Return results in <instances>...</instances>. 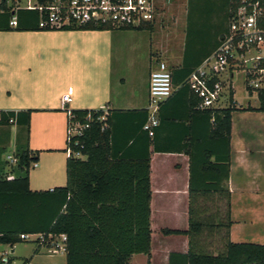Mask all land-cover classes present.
<instances>
[{"label": "crops", "instance_id": "0c3cea01", "mask_svg": "<svg viewBox=\"0 0 264 264\" xmlns=\"http://www.w3.org/2000/svg\"><path fill=\"white\" fill-rule=\"evenodd\" d=\"M226 13L224 3L216 2L213 14L204 19V15L190 14L187 0L185 16L182 24H179L181 33L176 36L174 24L178 21L170 11L167 13L164 10L150 27L138 29L0 30V110H30L27 126L23 123L24 112L18 115V120L13 117V122L0 124V161L3 160L6 147L11 146L13 154L19 148L37 150L36 165L28 173L29 188L51 190L65 184L67 112L62 108L61 97L71 87V101L66 105L68 109L104 108L108 114L114 155L137 158L148 155L150 227L153 219L158 225V215L178 211L186 216V226L183 223V226L171 227L163 221L159 229H186L191 181L193 188L198 190L211 181L219 180L220 185L224 183L223 171L203 168L205 164L200 159L202 151L214 149L223 156L225 150L221 142L208 137V129L202 118L192 115L191 91L188 88L177 90L178 86L173 83V93L161 106L160 118L157 115L159 123L154 134L149 136L143 131L141 125L145 120L148 103L149 73L158 60L165 61L170 70L181 66L190 22L192 25L197 24L196 27L200 22L208 23L204 28L209 30L211 43L214 44L217 34L227 27ZM162 23L166 25L165 28H162ZM13 40L25 41L28 45H14ZM32 40H36L37 44L30 45ZM211 43L205 48L210 47ZM205 50L186 49V63L198 61ZM241 108L239 106L237 110ZM234 111L231 112L229 134L227 193L221 190L192 192L197 197L210 199L203 202L206 212L215 211L219 207L221 215L225 212L227 196L231 222L228 228L229 240L247 242L232 238L236 224L245 223L243 218H239L242 221L232 218V198L235 191L244 192V196H264V184L260 182L259 175L249 172V176L245 175L246 184L240 183L243 181L241 175L246 170L243 168L244 157L250 156L254 149L248 147L246 150L243 147L241 129L233 132ZM237 143L240 145L237 146ZM209 160L220 162L214 156ZM12 165H0V174L7 179L13 178L14 174L10 171ZM150 229L152 232V227ZM179 235L185 243L180 252H185L187 236ZM254 235L252 233L247 237L254 239ZM29 237H33L31 239L34 241L38 235ZM59 240L54 246L35 242L27 264H49L44 257H50L60 250L64 252L63 240ZM7 246L14 253L15 244ZM16 257L26 258L22 254ZM167 257L168 254L166 262ZM63 258L65 264V253Z\"/></svg>", "mask_w": 264, "mask_h": 264}, {"label": "trees", "instance_id": "16d2710c", "mask_svg": "<svg viewBox=\"0 0 264 264\" xmlns=\"http://www.w3.org/2000/svg\"><path fill=\"white\" fill-rule=\"evenodd\" d=\"M7 1L9 0H0V30H48L38 28L37 10L15 8L14 0H10V3ZM37 1L44 3L46 0ZM216 2L224 3L227 10L225 17L228 19L229 11L237 6L239 0H188L190 14L198 13L207 19L213 14ZM12 15L16 16L14 27L8 24ZM190 23L185 36L183 63L171 69V80L174 86H178L177 90L189 89L185 82L187 76L214 50L218 37L223 32L217 34L213 44L209 30L204 28L208 23L200 22V29L196 27L197 24ZM150 25L146 24L142 28ZM192 26L195 28L192 29ZM60 29L103 30L111 27L87 25ZM209 43L212 45L205 48ZM186 49L207 50L198 61L188 64ZM189 56L192 54L189 53ZM190 95L192 115L202 118L208 129V137L221 142L225 150V154L220 156L214 149H203L200 157L205 164L203 168L223 171L224 183L220 185L219 180L211 181L198 190L193 188L191 181L187 228L162 230L165 234L186 235L188 247L185 252H169L167 264H264V243L229 240L228 228L231 222L228 197L225 198V212L221 215L219 207L207 213L203 202L210 199L197 197L192 192L221 190L227 193L231 112L239 109L233 98V90L229 89L228 105L216 109L199 108L198 97L192 91ZM169 97L159 105V118L161 106ZM258 99L257 108L246 109L264 111V92L258 91ZM21 112L25 114L23 123L27 126L30 110H0V124L10 123L8 120L13 117L18 120ZM71 112L81 121L87 112L92 115L89 127L82 136L77 137L82 145L80 151L84 158L67 156L66 181L63 186L51 190H31L28 173L31 163L38 159V151L25 147L14 152L16 162L10 169L14 174L13 178L7 179L0 174V244L13 246L24 241L19 237L20 234H37L38 237L34 239L36 243L51 242L64 234L65 264H129L131 256L138 253L149 258L151 229L148 155L138 158L114 155L108 114L105 119L97 120L102 109H72ZM147 113L145 109V120ZM102 125H105L103 129ZM157 126L158 124L155 127ZM190 156L192 160V155ZM211 156L220 162H211ZM0 165H6L5 161L1 160ZM217 236L221 246L213 251L212 239ZM27 262L28 258H23L21 264Z\"/></svg>", "mask_w": 264, "mask_h": 264}, {"label": "built area", "instance_id": "2783aa9c", "mask_svg": "<svg viewBox=\"0 0 264 264\" xmlns=\"http://www.w3.org/2000/svg\"><path fill=\"white\" fill-rule=\"evenodd\" d=\"M18 1V0H17ZM165 0H25L22 7L35 9L39 13L37 23L40 29H60L64 27L107 25L117 29H138L153 24L160 16ZM19 7L16 5L15 8ZM9 26L16 25V16L12 15ZM237 72L243 76V87L248 93L264 92V0H239L229 11L226 29L219 35L214 50L205 57L187 76L185 82L198 97L199 108L216 109L228 105L230 81ZM71 87L61 97L62 108L67 112L66 153L68 156L84 158L77 137L82 136L89 127L92 115L87 112L79 120L67 108L71 101ZM173 91L171 70L167 63L158 60L149 73L147 118L142 128L149 136L158 124L160 103ZM97 120L105 119L106 111ZM13 122V118H9ZM105 125L101 126L103 129ZM11 164L15 158L7 157ZM36 162H32L35 166ZM33 234H20L21 239H29ZM64 241L65 235L60 234ZM64 249V245H63ZM9 252L4 251L1 262H8Z\"/></svg>", "mask_w": 264, "mask_h": 264}, {"label": "rangeland", "instance_id": "374dc122", "mask_svg": "<svg viewBox=\"0 0 264 264\" xmlns=\"http://www.w3.org/2000/svg\"><path fill=\"white\" fill-rule=\"evenodd\" d=\"M186 1L187 0H165V6L163 10L165 12L171 13L175 18L176 24H174V33L175 36L181 33V28L179 24H182V20L185 16L186 10ZM10 2V0H9ZM20 4H19V3ZM25 0H14V5H24ZM192 3V7H193ZM166 8V9H165ZM195 7L192 8L194 10ZM165 24L162 23V28H165ZM115 29V28H111ZM14 42V40L12 41ZM30 45L37 44L36 40L30 41ZM14 45L24 46L28 45L25 41H16L13 43ZM231 86L234 91V100L236 101L237 106H241V110H235L232 113V129L235 133L237 130L243 132V141H244V148H253V153L248 156L244 157L245 161V168L246 170L242 173L241 178L243 181L241 184H246L245 175H250L252 173L259 175L260 182L264 184V111L259 110H246V106L250 105V108L254 107L257 108L259 103L256 97V93H248L243 87V76L240 72H237L234 79L230 81ZM239 128V129H238ZM238 141V140H237ZM239 142V141H238ZM240 144L237 143V146ZM236 146V140H235ZM2 150V149H1ZM4 157L2 159L5 161L6 164L9 166L11 165L10 159L7 157L10 155L11 158H14L13 151L10 147H6L4 149ZM241 157V156H240ZM240 168L242 166L240 165ZM34 168L32 163L30 165V171ZM248 172L250 174H248ZM238 179V180H242ZM239 182V181H238ZM245 193H240L239 191H235L233 198H232V218L238 219V221L245 220V223H237L235 228L232 230V238L235 241H255L258 243L264 242V196L260 195L258 197L252 196H244ZM154 217V216H153ZM243 218V219H239ZM159 223L158 225L155 224L154 219L151 223L152 232H151V253L149 258L141 253L134 254L130 264H167L166 256L171 251H181L182 248L185 246L184 241L180 237L179 234H170L165 235L162 232V228L159 229L161 226V222H165V225L171 227H180L186 226V216H182L181 212L178 211H170L169 213H162L158 215ZM150 227V228H151ZM158 227V228H156ZM163 227V226H162ZM255 234L254 239L247 237V235ZM33 238V237H31ZM26 239L20 243L15 244L14 253L10 252L9 246L6 244H0V258L2 255V251H8L9 262H1L0 264H21L23 257H16L19 254L25 255L26 258L31 255L34 247L33 239ZM60 238L52 240V244L50 242L44 243L45 245H55L59 243ZM249 240V241H248ZM221 246V242L219 237L212 240L211 249L216 251ZM188 247V246H187ZM187 249V248H186ZM31 252V253H30ZM30 253V254H29ZM64 252L62 250L57 251L55 254L51 255L50 257H44V260L49 262V264H63Z\"/></svg>", "mask_w": 264, "mask_h": 264}]
</instances>
